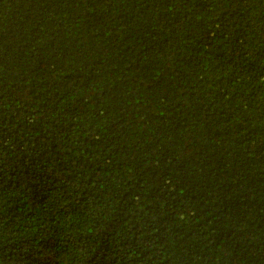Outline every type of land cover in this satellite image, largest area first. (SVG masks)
Returning a JSON list of instances; mask_svg holds the SVG:
<instances>
[{
    "label": "trees",
    "instance_id": "trees-1",
    "mask_svg": "<svg viewBox=\"0 0 264 264\" xmlns=\"http://www.w3.org/2000/svg\"><path fill=\"white\" fill-rule=\"evenodd\" d=\"M0 264H264V0H0Z\"/></svg>",
    "mask_w": 264,
    "mask_h": 264
}]
</instances>
